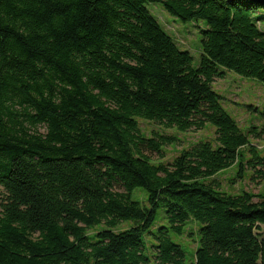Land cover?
Returning a JSON list of instances; mask_svg holds the SVG:
<instances>
[{"label":"trees","instance_id":"obj_1","mask_svg":"<svg viewBox=\"0 0 264 264\" xmlns=\"http://www.w3.org/2000/svg\"><path fill=\"white\" fill-rule=\"evenodd\" d=\"M149 2L206 22L197 67ZM262 7L0 0V264H186L172 233L183 235L190 220V264H264V191L230 193L213 179L232 165L237 177L249 166L247 176L264 179V155L250 140L264 126L244 131L213 87L221 66L264 82ZM139 119L180 131L209 122L215 141L155 162L144 147L177 138L147 137ZM160 209L167 220L156 226Z\"/></svg>","mask_w":264,"mask_h":264},{"label":"rangeland","instance_id":"obj_2","mask_svg":"<svg viewBox=\"0 0 264 264\" xmlns=\"http://www.w3.org/2000/svg\"><path fill=\"white\" fill-rule=\"evenodd\" d=\"M147 7L166 32L173 37L179 48L188 50L191 53L193 65L197 67L201 59L202 30L207 28L206 22L204 20L183 21L170 14L161 3L149 2L147 3ZM255 15L260 18L264 28V7L260 8ZM220 70L224 72V76L215 78L213 87L223 96L222 106L236 119L244 131L252 127H258L257 130L259 131L264 126V115H262V112H264V82L254 77L243 76L234 70L222 66ZM139 124L142 132L147 137H153L155 136L154 133H156L173 135L177 138L173 143L163 145L161 150L144 147V152L155 162H172L182 149L188 148L200 140L215 141L216 136L215 126L209 122L199 130L192 129L189 131H180L176 127L165 128L147 119H139ZM40 130H44V128L41 127ZM250 140L264 155V135L258 137L253 134ZM247 167L249 171H246V176L243 179L237 177V165H232L226 170L217 173L213 176V179H216L222 190L230 193H239L247 190L258 194L264 191V179L259 177L252 179L250 176H247V174L249 175V173L253 172V169L250 170L251 168ZM119 190H123V188H119ZM0 192H3L1 186ZM134 196L135 198H141L143 204H147L146 193L137 190V192H134ZM254 199L256 200L257 197ZM164 214L163 209L158 211L156 226L166 223L167 219H163ZM130 225V222L125 221L117 229H125ZM197 229V223L194 220H190L183 235L172 233V238L181 243L186 250V264L191 263L197 246ZM149 237L147 236L145 239L147 240Z\"/></svg>","mask_w":264,"mask_h":264},{"label":"water","instance_id":"obj_3","mask_svg":"<svg viewBox=\"0 0 264 264\" xmlns=\"http://www.w3.org/2000/svg\"><path fill=\"white\" fill-rule=\"evenodd\" d=\"M254 1H259L260 3L263 2L264 3V0H254Z\"/></svg>","mask_w":264,"mask_h":264}]
</instances>
